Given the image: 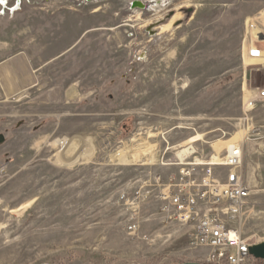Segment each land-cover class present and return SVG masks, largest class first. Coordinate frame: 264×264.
<instances>
[{"label":"rangeland","instance_id":"1","mask_svg":"<svg viewBox=\"0 0 264 264\" xmlns=\"http://www.w3.org/2000/svg\"><path fill=\"white\" fill-rule=\"evenodd\" d=\"M132 1L19 0L0 15V264H205L152 198L134 207L132 234L120 200L177 172L143 166L148 153L160 159L196 135L202 161L215 147L225 155L219 141L241 146L252 196L240 228L264 243V104L248 114L242 104L264 88V69L241 53L264 0ZM74 137L87 147L62 166L51 143ZM120 151L138 162L122 166Z\"/></svg>","mask_w":264,"mask_h":264},{"label":"built area","instance_id":"2","mask_svg":"<svg viewBox=\"0 0 264 264\" xmlns=\"http://www.w3.org/2000/svg\"><path fill=\"white\" fill-rule=\"evenodd\" d=\"M18 2L19 0H16L13 6L8 7L6 0L4 8L0 4V15L6 12L13 15L11 10L15 9ZM128 8L142 10L145 5L133 0ZM263 21L264 15L259 13L246 22L241 44L242 59L255 61L256 66L262 69ZM149 27H145L146 33L149 37H154L151 32H155ZM143 58L144 55H139V60ZM242 104L246 114L257 105L264 104V88L251 90ZM194 145V149L186 153L182 161L176 156L180 145L165 148L160 159L158 156L157 159L150 157V153L144 151L148 153V159L143 166L173 167L177 172L166 176L151 175L147 180L139 181V187L132 196H126L124 193L121 195L120 200L128 208L126 215L129 222L126 228L131 234L138 232V218L134 207H139L141 200L152 198L158 217L163 221L179 224L184 229L190 245L204 252L205 264H255L257 260L249 254L248 249L261 242H251L244 238L240 228L243 208L252 196V189L242 173L241 146L233 144L225 155L212 165L210 161H202L197 157ZM139 147L145 150L143 145ZM171 150L175 151L174 162L165 159Z\"/></svg>","mask_w":264,"mask_h":264},{"label":"bare ground","instance_id":"3","mask_svg":"<svg viewBox=\"0 0 264 264\" xmlns=\"http://www.w3.org/2000/svg\"><path fill=\"white\" fill-rule=\"evenodd\" d=\"M104 1H108V0H104ZM176 19H177V17H176ZM169 25L163 27L162 30L164 29L166 31L169 28ZM244 64H246V66H256L257 65V63H255V61H249V60H246L245 58H244ZM67 96L68 97L74 96V89H70L67 92ZM232 141H233V139H230V140H227V141H221V142L219 141V143L221 144V146L222 145H225L226 150H229L233 146V144H234V143L231 144ZM199 142H202V136H200V135H196V136H194L192 138H189L186 142L185 141L182 142L180 144V146H179V149L180 150L177 151L176 156L180 159V161H182V158L185 156V154L186 153H190V150L194 149L193 148V145L194 144H197ZM79 145L81 146V149H83V151L87 147V145L85 144V142H83L82 138H79V137H74V138H71V139H63V140H54V142L51 143V146L53 148L54 147H58L59 148L58 149V152L55 155L56 156V159H57L56 160L57 163L58 164L60 163V165H62V166H71L73 163H75L77 161V159L81 155L79 156L77 154L76 156L74 155L73 157H71V155H72L73 151L75 150V148L77 146H79ZM142 149L143 148L141 147L140 150H142ZM213 150H215V151H213L214 152V155L211 157V160H209L212 165H214L216 162L219 161L218 160L219 159L218 158L219 148L218 147H215V149H213ZM113 157L116 158L117 159V162L118 163H121L122 166H129L130 165L129 164L130 162L131 163L132 162H138V158L137 157H134L133 156L132 159H129L128 157H126V155H125V153L123 151H120V152L116 153ZM195 161L197 162L198 160H195Z\"/></svg>","mask_w":264,"mask_h":264},{"label":"water","instance_id":"4","mask_svg":"<svg viewBox=\"0 0 264 264\" xmlns=\"http://www.w3.org/2000/svg\"><path fill=\"white\" fill-rule=\"evenodd\" d=\"M4 138L0 136V144L3 143ZM249 254L258 261L264 262V243L252 245L248 249ZM185 264H199V263H185Z\"/></svg>","mask_w":264,"mask_h":264},{"label":"snow or ice","instance_id":"5","mask_svg":"<svg viewBox=\"0 0 264 264\" xmlns=\"http://www.w3.org/2000/svg\"><path fill=\"white\" fill-rule=\"evenodd\" d=\"M6 3V0H0V4Z\"/></svg>","mask_w":264,"mask_h":264}]
</instances>
